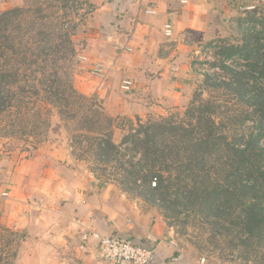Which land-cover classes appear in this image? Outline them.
I'll return each instance as SVG.
<instances>
[{
    "label": "rangeland",
    "instance_id": "obj_1",
    "mask_svg": "<svg viewBox=\"0 0 264 264\" xmlns=\"http://www.w3.org/2000/svg\"><path fill=\"white\" fill-rule=\"evenodd\" d=\"M234 1L219 36L184 40L193 77L180 86L161 73L132 106L134 92L120 89L127 77L116 91L95 88L110 45L99 0H0V14L25 11L12 21L10 53L0 26V164L30 184L17 194L38 207L42 183L88 176L123 214L159 221L178 264H264V176L237 154L264 150V116L248 107L264 111V0ZM151 125L162 126L156 142L142 131ZM43 211L29 230L0 224V264H86L76 238L57 242L64 222L53 227Z\"/></svg>",
    "mask_w": 264,
    "mask_h": 264
},
{
    "label": "crops",
    "instance_id": "obj_2",
    "mask_svg": "<svg viewBox=\"0 0 264 264\" xmlns=\"http://www.w3.org/2000/svg\"><path fill=\"white\" fill-rule=\"evenodd\" d=\"M99 2L98 6L109 10L105 25L110 27L106 36L110 45L107 48L108 55L106 54L104 59H99L97 63L106 69V74H101V77L98 76L99 78L94 80L95 88L99 91L105 85L107 90L111 88L116 91L119 86L116 82L127 77L132 82V89L129 92H134L131 94L134 97H130L134 101L132 106H137L134 100L135 93L142 97L141 93L149 90V85L161 81L159 78L161 73L176 75L175 83L184 86L182 82L193 77L186 58L188 53H184L187 47L184 40L189 33L198 36L201 41L208 40L210 36H219L225 18H228L233 7L237 5L234 4L236 2L234 0H99ZM166 24L171 25V37L164 35ZM102 79L105 81L104 84L98 86ZM125 105H128V102ZM1 166L0 164L2 205L0 224L5 227L12 230L24 227L29 230L27 223L32 221L36 215L35 211L41 209L46 210L43 211L46 215L39 212V216L43 217L45 222L52 225L55 222H64V228L57 229V234L61 233L57 236V242L68 244L76 238L75 249L86 264H110L99 258L95 241L91 239L82 241V233L88 230L101 234L122 232L130 236L134 242L152 246L157 264H178L177 262L181 261L174 258L176 249L171 245L170 234L166 233L165 227L159 221H142L143 215L138 218L134 212L131 215L123 214L118 210L117 203L109 201L111 197H108L107 191L97 193L88 176L71 181L63 180L65 182L58 180L57 184L42 183L39 192L43 193L41 199L44 200V204L42 202L37 207L36 204L27 202L30 201L27 196L29 192L26 191L20 196L16 191L17 188L22 189L30 184L16 183L17 176L5 172ZM32 206L35 208L34 212L28 209ZM47 216L50 218H46ZM20 223L24 225L21 227ZM50 230L47 231V235L53 238ZM63 247L67 248L66 245Z\"/></svg>",
    "mask_w": 264,
    "mask_h": 264
},
{
    "label": "built area",
    "instance_id": "obj_3",
    "mask_svg": "<svg viewBox=\"0 0 264 264\" xmlns=\"http://www.w3.org/2000/svg\"><path fill=\"white\" fill-rule=\"evenodd\" d=\"M164 35L171 37L172 28L170 24L164 26ZM98 64L94 69V75L101 77L102 70ZM120 89L129 92L132 89L130 80H123ZM155 186V182H152ZM82 241L93 240L96 243L97 254L105 263L110 264H157V258L152 246L134 242L130 236L122 232L101 234L96 231H85L81 235ZM203 259L201 262L203 263Z\"/></svg>",
    "mask_w": 264,
    "mask_h": 264
},
{
    "label": "trees",
    "instance_id": "obj_4",
    "mask_svg": "<svg viewBox=\"0 0 264 264\" xmlns=\"http://www.w3.org/2000/svg\"><path fill=\"white\" fill-rule=\"evenodd\" d=\"M27 12L30 11L29 8L26 9ZM25 12V11H23ZM22 10L21 11H18V10H7V11H4L0 14V26L2 28V39L5 41V52L6 53H10L11 52V37H12V34H13V29L11 28L12 26V21L20 14L22 16ZM257 93V92H256ZM248 107L249 108H252V110L254 112H256L259 116H264V111L262 109L259 108V106L257 105V103L255 102L254 104H248ZM162 128L161 125H151V126H146L144 127V130H142L145 134V136L149 139H153L154 142H156V134L154 133V131H156L157 129H160ZM170 130V129H169ZM166 134H169V131L166 132ZM211 136V135H209ZM213 138V136H211ZM151 141V140H150ZM97 145H100V143H97ZM147 143L144 142L143 143V148H144V152H146V154L148 155L149 152V149L146 147ZM210 145L212 146L213 145V141L210 143ZM204 146L205 143H204ZM250 148L248 149H245V150H241V151H237V154L239 156V159H240V163L242 164V166L244 165H248L249 169H251L252 165H251V162H254V165L256 167L255 171L258 173V174H261L264 176V168H262L260 165L262 164V162H264V150H258L257 149H254V146H249ZM176 149V148H175ZM202 150V149H201ZM257 150V152H256ZM202 152V151H200ZM147 157V156H146ZM261 167V169H260ZM149 171V170H148ZM242 177H247V178H252L253 177L251 175H246V176H241L239 178V181H240V185L239 187H236L235 188V193H243L246 191V186L244 185H247L248 183H245L241 180ZM227 186V185H226ZM155 187V186H153ZM220 197V196H218ZM221 198V197H220ZM226 206L225 207V210H228L227 206L228 205H224ZM227 216V213L224 215V217ZM237 221L238 223H234V224H230L231 226L233 227H238V224H239V227H240V221H239V218H237ZM248 226L250 227L251 226V223L249 222L248 223Z\"/></svg>",
    "mask_w": 264,
    "mask_h": 264
}]
</instances>
